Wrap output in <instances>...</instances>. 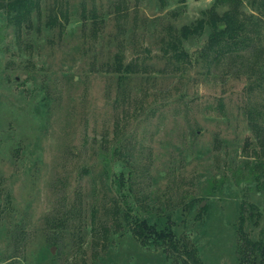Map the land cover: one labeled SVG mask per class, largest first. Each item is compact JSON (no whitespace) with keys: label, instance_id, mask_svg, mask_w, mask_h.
Instances as JSON below:
<instances>
[{"label":"rangeland","instance_id":"1","mask_svg":"<svg viewBox=\"0 0 264 264\" xmlns=\"http://www.w3.org/2000/svg\"><path fill=\"white\" fill-rule=\"evenodd\" d=\"M213 1L43 0L20 30L0 11V264H170L115 208L170 222L202 264H237L241 222L264 239L255 69L208 66L207 28L180 68L163 53ZM54 3L63 28L45 24ZM117 51L145 70L118 80Z\"/></svg>","mask_w":264,"mask_h":264},{"label":"trees","instance_id":"2","mask_svg":"<svg viewBox=\"0 0 264 264\" xmlns=\"http://www.w3.org/2000/svg\"><path fill=\"white\" fill-rule=\"evenodd\" d=\"M43 0H0V11L5 14L6 22L16 30L23 26L33 25L34 17L41 19ZM254 12L242 9L243 0H214L203 15L189 24L175 30L166 41L164 55L175 68L189 61L190 55L182 47V40L190 36H199L207 28L208 34L199 56L208 66L225 65L239 58L255 69L257 86L264 92V0H247ZM226 5L222 12L218 7ZM82 12H85L84 9ZM93 23L96 16L92 11ZM69 22L68 7L62 3L50 6L45 24L48 27L63 28ZM118 80L145 70V66L137 61L124 63L123 53L117 51L112 65ZM250 123L254 127L259 148L264 153V109L249 110ZM260 169L264 176V161L259 158L252 164ZM251 168V167H250ZM114 218H123L131 234L141 246L161 249L170 264H202L197 248L180 239L171 223L161 225L149 222L147 218L132 213L129 208H115ZM237 264H264V239H252L242 227L237 228Z\"/></svg>","mask_w":264,"mask_h":264}]
</instances>
